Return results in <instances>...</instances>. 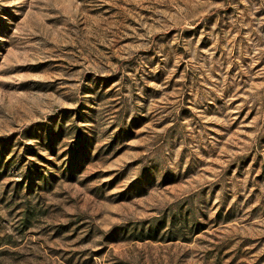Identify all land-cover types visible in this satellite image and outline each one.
Returning <instances> with one entry per match:
<instances>
[{
    "label": "rangeland",
    "instance_id": "rangeland-1",
    "mask_svg": "<svg viewBox=\"0 0 264 264\" xmlns=\"http://www.w3.org/2000/svg\"><path fill=\"white\" fill-rule=\"evenodd\" d=\"M0 264H264V0H0Z\"/></svg>",
    "mask_w": 264,
    "mask_h": 264
}]
</instances>
